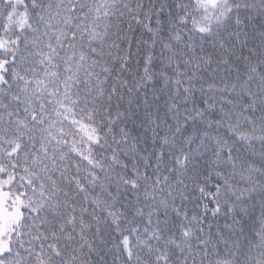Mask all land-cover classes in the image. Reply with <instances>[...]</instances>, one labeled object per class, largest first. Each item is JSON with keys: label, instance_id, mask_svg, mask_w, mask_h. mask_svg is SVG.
<instances>
[{"label": "snow or ice", "instance_id": "6c2138e0", "mask_svg": "<svg viewBox=\"0 0 264 264\" xmlns=\"http://www.w3.org/2000/svg\"><path fill=\"white\" fill-rule=\"evenodd\" d=\"M0 264H264V0H0Z\"/></svg>", "mask_w": 264, "mask_h": 264}]
</instances>
